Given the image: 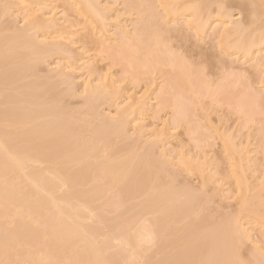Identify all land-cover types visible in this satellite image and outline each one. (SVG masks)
<instances>
[{
    "label": "rangeland",
    "instance_id": "obj_1",
    "mask_svg": "<svg viewBox=\"0 0 264 264\" xmlns=\"http://www.w3.org/2000/svg\"><path fill=\"white\" fill-rule=\"evenodd\" d=\"M252 2L0 0V264H264Z\"/></svg>",
    "mask_w": 264,
    "mask_h": 264
},
{
    "label": "bare ground",
    "instance_id": "obj_2",
    "mask_svg": "<svg viewBox=\"0 0 264 264\" xmlns=\"http://www.w3.org/2000/svg\"><path fill=\"white\" fill-rule=\"evenodd\" d=\"M257 1H258V2H257ZM254 2H255V3H254ZM254 2H252V5H253V6L257 5V7H256V6H255V7L258 8V9L254 8V12H255V14H256V13H258L257 10L259 11V9L262 10V9L264 8V0H256V1L254 0ZM168 4H169V3H168ZM254 4H255V5H254ZM173 5H174V6H173ZM195 6H196V7H195ZM253 6H252V7H253ZM258 6H259L260 8H259ZM172 7H173V8H172V11H171V10H169V11H170V12H173V11L175 12V10H173L174 7H175V3L172 4ZM191 7H193V6H191ZM197 7H198V5H194V8H195V9H194V8H192V9H194V11H196L197 9H199V8H197ZM168 8H169V7H168ZM170 8H171V7H170ZM189 8H190V7H189ZM252 9H253V8H252ZM255 10H256V11H255ZM262 11H263V10H262ZM251 12H252V11H251ZM251 16H253V14H252ZM254 16H255V15H254ZM223 29H224V28H223ZM225 31H226V30L224 29V33L228 34V33L225 32ZM226 34H225V35H226ZM223 35H224V34H223ZM256 39H257V38H256ZM250 40H251V39H248V43H247V40H246V41H245V45H244V46H245V49H246V50H249V51H250L252 45H253L254 43H256L257 41H259V42H261V43L264 42V35L259 36L258 40H256V41H253V40H252L253 42H249ZM242 41H243V40H242ZM242 41H241V40L238 41V42L240 43V45H241V43H242V45H243L244 41H243V42H242ZM239 43H238V44H239ZM257 43H258V42H257ZM234 45H237V44H234ZM237 46H239V45H237ZM244 46H243V49H244ZM241 47H242V46H241ZM245 49H244V50H245ZM89 85H90V84L87 85V88H88ZM104 85H105V84H104ZM104 85H103V87H104ZM101 87H102V86H101ZM90 88H91V90H92L93 86H92V85L89 86L88 90H90ZM104 88H106V87H104ZM104 88H103V89H104ZM93 89H94V88H93ZM91 90H90V91H91ZM14 121H15V119H13V122H14ZM17 121H18V120H17ZM17 121H15V123H16ZM13 122H11V123H13ZM19 122H20V121H19ZM17 123H18V122H17ZM15 125H17V124H15ZM19 125H20V124H19ZM0 138H1V135H0ZM0 142H1V140H0ZM2 143H3V142H2ZM1 146H2V145H1ZM2 147H3V146H2ZM5 148H7V147H5ZM12 148H13L14 150H16L13 146H12ZM10 149H11V148H10ZM16 151H17V150H16ZM17 152H18V151H17ZM18 155H19V154H18ZM20 156H21V158H20L19 156L16 155V157H19V158H17V160H18V159H22V161H23V158H25V157L22 156V155H20ZM25 156H26V155H25ZM15 161H16V160H15ZM20 161H21V160H20ZM20 163H21V162H20ZM118 171H119V170H118ZM113 172H114V171H113ZM113 172H112V173H113ZM117 173H118V172L115 173V176H116ZM119 174H120V173H119ZM113 175H114V174H113ZM117 175H118V174H117ZM67 177H68V176H67ZM4 196H5V195H3V197H4ZM3 199H4V198H3ZM5 199H7V196L5 197Z\"/></svg>",
    "mask_w": 264,
    "mask_h": 264
}]
</instances>
